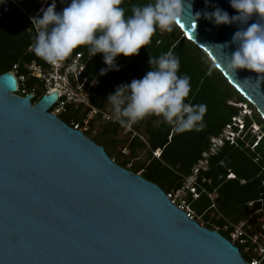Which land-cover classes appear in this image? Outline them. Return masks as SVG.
I'll use <instances>...</instances> for the list:
<instances>
[{
  "label": "water",
  "instance_id": "water-1",
  "mask_svg": "<svg viewBox=\"0 0 264 264\" xmlns=\"http://www.w3.org/2000/svg\"><path fill=\"white\" fill-rule=\"evenodd\" d=\"M186 3L200 18L185 16L176 26L264 121V78L248 70L232 75L223 56L236 50L235 32L258 17L217 26L204 14L219 7L237 15L230 0ZM16 18L0 0V21ZM16 91L14 76L0 74V264H249L161 188L52 115L57 91L36 104Z\"/></svg>",
  "mask_w": 264,
  "mask_h": 264
},
{
  "label": "trees",
  "instance_id": "trees-1",
  "mask_svg": "<svg viewBox=\"0 0 264 264\" xmlns=\"http://www.w3.org/2000/svg\"><path fill=\"white\" fill-rule=\"evenodd\" d=\"M13 1L26 11H34L43 0ZM151 2L154 0H124L122 7L126 15H131L133 5ZM69 3L70 0H62L56 6V11L62 12ZM35 37L27 20L21 15L13 22L0 21V74L11 72L17 66L18 75L27 79V94L34 93L32 104H36L44 93L43 84L32 78L27 70L32 63L43 65V60L30 50ZM168 51H172L180 60L178 75L190 77L191 93L186 102L207 106L203 127L199 131L175 133L161 119L148 116L131 127L143 141L124 133V127L119 123L104 122L101 117H97L90 121L88 131L83 134L103 147L115 164L157 185L168 195L180 190L184 179L192 175L193 168L208 149L210 139L219 136L227 125L241 117L243 107L250 109L249 115L242 116L243 127L236 144L225 142L217 155L210 158L208 166L199 171L197 183L205 194L201 193L195 200L187 192L183 201L193 213V219L203 228L215 231L231 241V228L224 231L223 227L229 223L235 225L245 222L246 234L249 237L257 236L259 243H263L264 121L227 83L207 56L185 39L177 26L172 32L157 30L150 44L142 48L137 56H118L115 64L119 71H108L103 76L100 70L107 66L102 54L93 57L87 47H83L75 49L68 59L81 55L86 66L85 76L90 80L100 79L98 86L90 90L89 101L96 109L106 111L111 108L107 98L115 93L118 86L143 78L151 70L150 57H159ZM87 112L86 108L69 105L57 117L72 128V124H82ZM253 127H257L258 132L253 133ZM238 128L236 126L234 130ZM156 152H159L158 158L154 156ZM229 174L234 178H229ZM209 195L215 196L213 201ZM250 203L251 208L248 207ZM212 205L215 209L211 208ZM233 245L247 263L258 259L252 252L250 241L244 245L238 242Z\"/></svg>",
  "mask_w": 264,
  "mask_h": 264
},
{
  "label": "clouds",
  "instance_id": "clouds-1",
  "mask_svg": "<svg viewBox=\"0 0 264 264\" xmlns=\"http://www.w3.org/2000/svg\"><path fill=\"white\" fill-rule=\"evenodd\" d=\"M124 0H70L62 12L56 11L53 0L41 16L33 17L37 35L31 50L45 62L59 66L75 49L87 47L89 54L103 55L108 71H119L118 56H137L150 44L160 30L172 32L185 16L195 23L200 14L192 15V5L186 0H154L144 5H133L131 15L122 7ZM238 13L229 17L226 11L215 7L205 13L215 25H248L253 17L257 22L236 31L232 43L237 45L231 55H224L225 68L235 76L237 70H248L264 78V0H230ZM221 48L228 45H216ZM151 70L143 78L118 86L107 98L115 119L123 127H132L148 116H155L169 125L173 132L199 131L207 111L205 104L186 102L191 93L190 77L178 75L180 60L172 51L159 57H150ZM127 90V94H126Z\"/></svg>",
  "mask_w": 264,
  "mask_h": 264
},
{
  "label": "built area",
  "instance_id": "built-area-1",
  "mask_svg": "<svg viewBox=\"0 0 264 264\" xmlns=\"http://www.w3.org/2000/svg\"><path fill=\"white\" fill-rule=\"evenodd\" d=\"M7 1L11 3L12 7L16 11L17 16L21 15L27 20L28 25L35 36L37 35V29L32 24V18L41 16V9H46L53 2V0H43L42 4L37 10L26 11L15 1ZM55 2L57 6L62 2V0H55ZM27 70L32 78L37 79L43 84V95H50L54 91L58 92V101L50 110L52 111V115H61L69 105L74 106L75 108L83 107L87 109V116L83 119L82 124H72V129L82 133L86 132L89 129L90 121L96 119L97 117H101V121L104 122L119 123L115 119L112 108H109L106 111H101L90 105V90L98 86L100 79L95 78L90 80L89 77L85 76L86 66L82 62L81 55H75L70 59L67 58L65 61L61 62L59 66H53L44 60L42 66L32 63L27 67ZM9 73L14 76L17 83V91L15 95L22 98L29 95L27 94V90L25 88V82L27 79L23 75H18L17 66H14L12 71ZM31 95L34 97V93H31ZM243 110L244 111L241 117L234 119L230 125H227L219 136L210 139L208 149L203 153L201 160L193 168L192 175L184 179L182 188L176 192L166 195L167 198L171 200L172 204L185 211L190 219H193V213L190 211L184 201L181 200V196L189 192L193 199L196 200L199 198L201 193L205 194V191L201 189L197 183L199 171L205 169L208 166L210 158L217 155L225 142H229L231 145L236 144V139L240 137L243 127L242 116L244 114H250V111H248L246 107H243ZM236 126H239L237 131L234 130V127ZM256 132H258V128L253 127V133ZM124 133H129L132 137H139L144 141V139L138 133L134 132L131 127H124ZM254 146L255 145H253V147ZM154 156L158 158L159 152L154 153ZM228 177L231 179L234 178L232 174H229ZM209 198L211 201H213L215 196L209 195ZM248 207L251 208L252 203L248 204ZM211 208L215 209L214 205H212ZM245 227V222H239L235 225L229 223L223 227V230L227 231L231 228L230 242L232 244L238 242L239 244L244 245L247 241L252 243V252L258 257V259L253 260L250 264H264V237L262 238L263 243H259L257 236L249 237L246 234Z\"/></svg>",
  "mask_w": 264,
  "mask_h": 264
},
{
  "label": "rangeland",
  "instance_id": "rangeland-1",
  "mask_svg": "<svg viewBox=\"0 0 264 264\" xmlns=\"http://www.w3.org/2000/svg\"><path fill=\"white\" fill-rule=\"evenodd\" d=\"M250 109H248V111H249ZM92 137V136H91ZM184 197H185V195H183V196H181V200H183L184 199Z\"/></svg>",
  "mask_w": 264,
  "mask_h": 264
}]
</instances>
